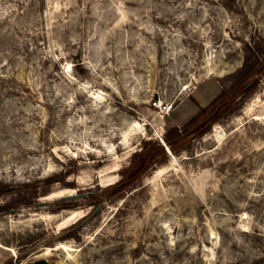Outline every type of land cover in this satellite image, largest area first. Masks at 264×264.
<instances>
[{"label": "rangeland", "instance_id": "obj_1", "mask_svg": "<svg viewBox=\"0 0 264 264\" xmlns=\"http://www.w3.org/2000/svg\"><path fill=\"white\" fill-rule=\"evenodd\" d=\"M249 45L264 52V0H0V204L69 170L0 213V264H264V75L121 196L51 209L182 128Z\"/></svg>", "mask_w": 264, "mask_h": 264}, {"label": "trees", "instance_id": "obj_2", "mask_svg": "<svg viewBox=\"0 0 264 264\" xmlns=\"http://www.w3.org/2000/svg\"><path fill=\"white\" fill-rule=\"evenodd\" d=\"M246 49L247 54L242 66L236 73L230 75L235 77L231 85L226 90H221L207 105L189 117L182 128L173 126L164 133L162 141L166 144V148L158 139H143L140 148L131 153L129 164L119 170L120 178L116 182L104 187L98 186L97 189L88 192H79L67 197H60L52 202L53 206L51 209L57 211L62 208L75 207L77 206L76 199L85 197L83 195H86L87 198L85 203L92 205L94 208L106 200L111 201L121 196L126 190L138 184L143 176L149 175L154 168L166 164L169 160L168 151L177 153L181 147H189L191 135L198 125L205 121L207 126H209L211 123L219 121L222 117L237 111L245 100L246 94L259 84L262 75H264V52L255 49L251 45L247 46ZM237 97L239 98L236 99ZM205 129L198 131L197 134ZM68 171L65 170L61 174H53L25 184L23 186L25 196L22 200L0 204V213L16 207L15 205L38 203L33 199L37 193L45 195L48 187L58 181L68 184L64 180ZM11 188L12 185L0 182V195L11 191ZM79 222L71 224L66 229L69 230L76 227Z\"/></svg>", "mask_w": 264, "mask_h": 264}, {"label": "water", "instance_id": "obj_3", "mask_svg": "<svg viewBox=\"0 0 264 264\" xmlns=\"http://www.w3.org/2000/svg\"><path fill=\"white\" fill-rule=\"evenodd\" d=\"M162 144L165 146V148L167 147L163 141H162ZM30 264H48V261L44 258H41V259H37L35 261L30 262Z\"/></svg>", "mask_w": 264, "mask_h": 264}, {"label": "bare ground", "instance_id": "obj_4", "mask_svg": "<svg viewBox=\"0 0 264 264\" xmlns=\"http://www.w3.org/2000/svg\"><path fill=\"white\" fill-rule=\"evenodd\" d=\"M161 141H162V139H161ZM168 151V150H167ZM169 152V151H168Z\"/></svg>", "mask_w": 264, "mask_h": 264}]
</instances>
